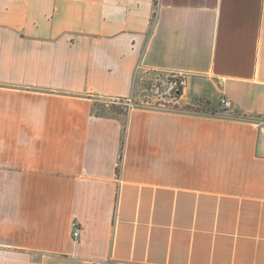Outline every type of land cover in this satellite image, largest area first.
Segmentation results:
<instances>
[{
    "label": "crops",
    "instance_id": "0c3cea01",
    "mask_svg": "<svg viewBox=\"0 0 264 264\" xmlns=\"http://www.w3.org/2000/svg\"><path fill=\"white\" fill-rule=\"evenodd\" d=\"M263 124L264 0H0V264H264Z\"/></svg>",
    "mask_w": 264,
    "mask_h": 264
},
{
    "label": "rangeland",
    "instance_id": "374dc122",
    "mask_svg": "<svg viewBox=\"0 0 264 264\" xmlns=\"http://www.w3.org/2000/svg\"><path fill=\"white\" fill-rule=\"evenodd\" d=\"M138 95L130 100H109L97 98L95 110L103 113H120L118 110L126 111L127 107L156 106L166 109H182L177 103L178 94L181 93L179 78L171 74L149 73L138 85ZM127 106V107H126ZM199 108V106H197Z\"/></svg>",
    "mask_w": 264,
    "mask_h": 264
},
{
    "label": "built area",
    "instance_id": "2783aa9c",
    "mask_svg": "<svg viewBox=\"0 0 264 264\" xmlns=\"http://www.w3.org/2000/svg\"><path fill=\"white\" fill-rule=\"evenodd\" d=\"M179 82H180V86H183L185 84V80L184 78H179ZM221 103L224 107H227L230 105V102L229 100L223 98L221 100ZM79 232H80V225L76 222V221H73L72 223V233H71V236L73 238L74 241H78V237H79Z\"/></svg>",
    "mask_w": 264,
    "mask_h": 264
},
{
    "label": "water",
    "instance_id": "95a60500",
    "mask_svg": "<svg viewBox=\"0 0 264 264\" xmlns=\"http://www.w3.org/2000/svg\"><path fill=\"white\" fill-rule=\"evenodd\" d=\"M261 137L264 140V124L260 126Z\"/></svg>",
    "mask_w": 264,
    "mask_h": 264
},
{
    "label": "trees",
    "instance_id": "16d2710c",
    "mask_svg": "<svg viewBox=\"0 0 264 264\" xmlns=\"http://www.w3.org/2000/svg\"><path fill=\"white\" fill-rule=\"evenodd\" d=\"M127 107V106H126ZM128 108V107H127ZM119 112H121V110H118ZM98 112V111H97ZM123 112V111H122Z\"/></svg>",
    "mask_w": 264,
    "mask_h": 264
}]
</instances>
